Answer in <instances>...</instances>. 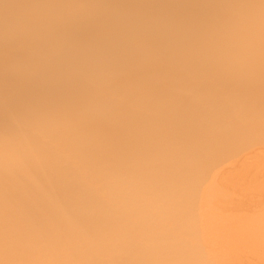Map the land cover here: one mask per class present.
I'll return each mask as SVG.
<instances>
[{
    "label": "bare ground",
    "instance_id": "1",
    "mask_svg": "<svg viewBox=\"0 0 264 264\" xmlns=\"http://www.w3.org/2000/svg\"><path fill=\"white\" fill-rule=\"evenodd\" d=\"M0 264H264V0H0Z\"/></svg>",
    "mask_w": 264,
    "mask_h": 264
}]
</instances>
